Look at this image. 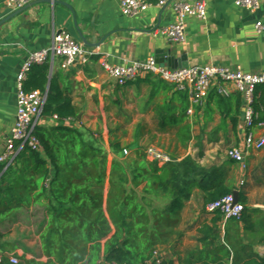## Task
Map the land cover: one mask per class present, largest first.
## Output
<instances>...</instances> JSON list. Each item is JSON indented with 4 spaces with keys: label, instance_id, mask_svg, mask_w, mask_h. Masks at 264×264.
<instances>
[{
    "label": "crops",
    "instance_id": "crops-1",
    "mask_svg": "<svg viewBox=\"0 0 264 264\" xmlns=\"http://www.w3.org/2000/svg\"><path fill=\"white\" fill-rule=\"evenodd\" d=\"M4 1L0 2V154L14 123L16 75L27 54L48 47L59 32L96 53L85 64L76 61L62 67L59 58L41 64L46 66L44 93L57 88L76 114L64 118L41 114L36 121L35 128L58 144L52 152L59 155L56 165L44 149L26 147L0 162V264H86L91 243H82L81 235L87 234L82 220L96 219L99 234V220L103 227L108 217L105 200L114 159L156 163L145 156L149 146L167 153L170 162L190 156L201 167L217 169L222 178L211 186L224 183L237 194L238 202L244 199L245 209L243 219L208 212L207 192L193 184L176 219L167 231L161 229L153 245L154 264L259 262L264 256V147L248 151L243 165L227 155L231 147L241 145L245 131L242 94L232 83L214 79L203 104L189 113L187 90L154 74L118 85L101 59L121 66L160 57L157 64L164 68L210 64L262 73L264 29L258 31L255 25L264 26V0L252 11L237 6L235 0H203L206 17L187 16L184 39L176 43L154 33L174 21L176 0H145L152 5L132 17L121 13L120 0H33L15 10ZM258 109L257 115L264 119V100ZM65 132L78 133L80 146L71 148L61 137ZM254 132L261 135L264 129ZM116 144L120 148L114 149ZM123 149L128 155L122 154ZM34 151L47 169L44 178L38 174L42 166L30 158ZM93 155L99 164L87 162ZM85 202L91 206L87 210L82 209ZM105 240L102 235L94 264H107Z\"/></svg>",
    "mask_w": 264,
    "mask_h": 264
},
{
    "label": "trees",
    "instance_id": "trees-1",
    "mask_svg": "<svg viewBox=\"0 0 264 264\" xmlns=\"http://www.w3.org/2000/svg\"><path fill=\"white\" fill-rule=\"evenodd\" d=\"M2 1L4 0H0ZM45 81L46 66L33 65L24 82V90L27 92L39 90L44 93ZM51 90L46 95L42 115L56 114L60 118L74 116L76 109L71 105L70 100L63 98L57 88L52 87ZM260 100H264V84L257 85L253 92V106L256 113L259 111ZM258 119H260L259 116ZM35 135L41 148L48 154L51 164L56 165L59 155L52 152L58 144L36 128ZM61 137L68 140L71 148L80 146V135L76 132H65ZM118 146L119 144H116L114 149L120 148ZM30 155V158L37 159L35 164L42 166L38 174H41L42 178L47 176V169H44V161L40 156L35 151ZM87 159L89 163L97 162V157L94 155ZM104 159L106 160L105 157ZM92 174L89 171V178ZM101 177L99 175L98 183L102 182ZM218 178H222V174H219L217 169L201 167L190 156H186L181 161L168 162L161 167L156 163L150 164L145 159L131 162L127 158L120 161L114 159L109 173V187L105 200L106 213L110 221L105 216L103 227H101L99 220V234H97L96 219L82 220V226H86L87 230L86 235H81L82 243L84 245L91 243V250L85 263L94 264L99 258L100 239L104 235L106 237L104 260L107 264H147L148 262L154 264L153 245L158 241L161 229L164 228L167 231L170 221L176 219L184 202L189 198L193 184H198L207 192L206 205L227 194H232V190L224 183L211 186ZM144 182L145 185L139 189L138 186ZM239 202L243 204L244 199L240 198ZM87 206L91 207L85 202L82 209L87 210ZM93 209L96 211V206ZM98 210L100 215L101 204L98 205ZM214 213L221 215L218 210ZM244 214L245 209L241 213L242 219ZM112 231L113 233L108 236ZM71 241L75 243L76 238L73 237ZM210 264L224 263L211 262ZM243 264H264V256L260 257L259 262L253 260Z\"/></svg>",
    "mask_w": 264,
    "mask_h": 264
},
{
    "label": "built area",
    "instance_id": "built-area-1",
    "mask_svg": "<svg viewBox=\"0 0 264 264\" xmlns=\"http://www.w3.org/2000/svg\"><path fill=\"white\" fill-rule=\"evenodd\" d=\"M33 0H5L7 8L15 10L22 8ZM166 0L160 1L163 3ZM237 6L254 10L259 5V0H235ZM151 2L145 0H120L119 8L124 16L132 17L151 6ZM174 21L166 27L157 29L154 33L164 36L169 42L176 43L184 39L185 20L189 15L201 19L206 17V6L203 0H195L190 3L176 0L173 4ZM258 31L264 26L257 22ZM96 52L82 47L68 33L59 32L54 35L48 47L30 51L24 59L19 72L16 75V110L15 119L8 135L6 136L4 149L0 154V162L13 159L15 153L21 148L39 150L40 142L35 135V125L46 100V94L39 90L25 91L24 82L33 65H41L46 61L61 59L62 67H68L78 61L87 63L89 57ZM101 65L118 85H124L128 81L142 77L146 74L157 75L164 82L173 85L177 89L187 90L190 107L202 105L214 79L232 83L243 96V123L245 131L241 145L232 147L227 155L234 161L244 163V155L250 150H259L264 147V133L256 135V129H264V119H258L253 106V92L257 85L264 84V72L246 73L240 69H231L216 65H196L181 68H164L158 66L152 57L145 60H132L125 65H109L105 59H101ZM223 91V90H222ZM224 92V91H223ZM123 155L127 150L123 149ZM145 156L162 166L172 159L159 148L149 146L145 149ZM208 212L220 211L224 218L239 219L244 205L234 201L233 194H227L206 205ZM1 258V256H0ZM11 262L16 263L12 258Z\"/></svg>",
    "mask_w": 264,
    "mask_h": 264
},
{
    "label": "water",
    "instance_id": "water-1",
    "mask_svg": "<svg viewBox=\"0 0 264 264\" xmlns=\"http://www.w3.org/2000/svg\"><path fill=\"white\" fill-rule=\"evenodd\" d=\"M8 19V18H7ZM3 21H1L0 23H2ZM162 61H161V58L159 57V58H157L156 59V63H161ZM233 196H234V201L235 202H237L238 200H237V194L236 193H233Z\"/></svg>",
    "mask_w": 264,
    "mask_h": 264
},
{
    "label": "rangeland",
    "instance_id": "rangeland-1",
    "mask_svg": "<svg viewBox=\"0 0 264 264\" xmlns=\"http://www.w3.org/2000/svg\"><path fill=\"white\" fill-rule=\"evenodd\" d=\"M128 155V154H127Z\"/></svg>",
    "mask_w": 264,
    "mask_h": 264
}]
</instances>
